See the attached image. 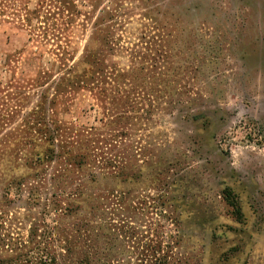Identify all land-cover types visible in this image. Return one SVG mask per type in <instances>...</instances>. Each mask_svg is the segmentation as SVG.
<instances>
[{
    "label": "rangeland",
    "instance_id": "obj_1",
    "mask_svg": "<svg viewBox=\"0 0 264 264\" xmlns=\"http://www.w3.org/2000/svg\"><path fill=\"white\" fill-rule=\"evenodd\" d=\"M8 2L0 264H264V0Z\"/></svg>",
    "mask_w": 264,
    "mask_h": 264
},
{
    "label": "trees",
    "instance_id": "obj_2",
    "mask_svg": "<svg viewBox=\"0 0 264 264\" xmlns=\"http://www.w3.org/2000/svg\"><path fill=\"white\" fill-rule=\"evenodd\" d=\"M9 0H0V18H8V13L10 8L8 7ZM40 8L33 10L32 12H28L29 16L41 17L40 15ZM6 21V19H5ZM30 21V20H29ZM3 21L0 20V27L2 26ZM38 44V42H37ZM91 60V55L89 53L84 54L82 65L77 66V68H71L68 75H64V77L59 82V88L64 90L70 88H81L82 84L85 85L86 81H81L82 76H80L79 71L82 66H88L89 61ZM224 198L230 208L233 210L234 216L237 218L238 221H242L244 218L241 206L239 204L237 196L234 194L232 189L227 188L224 191Z\"/></svg>",
    "mask_w": 264,
    "mask_h": 264
}]
</instances>
